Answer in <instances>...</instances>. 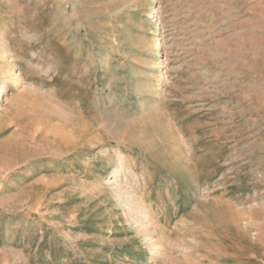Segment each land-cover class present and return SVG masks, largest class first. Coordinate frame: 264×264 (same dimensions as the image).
I'll use <instances>...</instances> for the list:
<instances>
[{"label": "rangeland", "instance_id": "374dc122", "mask_svg": "<svg viewBox=\"0 0 264 264\" xmlns=\"http://www.w3.org/2000/svg\"><path fill=\"white\" fill-rule=\"evenodd\" d=\"M4 88L0 264H264V0H0Z\"/></svg>", "mask_w": 264, "mask_h": 264}, {"label": "bare ground", "instance_id": "6f19581e", "mask_svg": "<svg viewBox=\"0 0 264 264\" xmlns=\"http://www.w3.org/2000/svg\"><path fill=\"white\" fill-rule=\"evenodd\" d=\"M6 92H7V89L6 88H4L3 92H0V101H1V97H2L1 93H6ZM117 171H118V169H117Z\"/></svg>", "mask_w": 264, "mask_h": 264}]
</instances>
